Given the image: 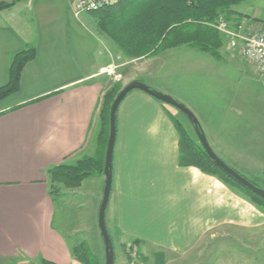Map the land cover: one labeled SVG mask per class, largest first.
<instances>
[{
	"label": "crops",
	"instance_id": "1",
	"mask_svg": "<svg viewBox=\"0 0 264 264\" xmlns=\"http://www.w3.org/2000/svg\"><path fill=\"white\" fill-rule=\"evenodd\" d=\"M75 1L0 0L13 4L0 11V87L9 80L14 56L35 49V58L23 67L18 91L0 101V264H81L54 227L47 170L72 165L91 153L100 156L102 150L105 155L98 108L104 90L100 71L109 65L105 53L111 43L87 13L75 15ZM260 1L233 6L231 28L246 32L264 24V12L256 8ZM200 53L195 71L205 73L202 83L176 89L177 95L169 87L166 92L204 120L200 125L218 158L264 189V120L242 115L252 104L244 96L227 100L221 87L228 81L214 70L222 58L230 68L237 56L218 52L215 59ZM148 60L132 62L141 61L144 70ZM147 68V73L152 70ZM171 120L174 115L162 103L140 91L130 92L119 105L105 216L111 241L123 250H136L142 264H167L172 258L192 264L199 245L202 252L215 255L212 261L195 263L216 264L221 238L235 242L243 236L239 242L248 251L252 238L263 245L264 211L217 177L182 166L180 139ZM104 180L103 172L94 176L100 192ZM120 260L128 264L129 257Z\"/></svg>",
	"mask_w": 264,
	"mask_h": 264
},
{
	"label": "trees",
	"instance_id": "2",
	"mask_svg": "<svg viewBox=\"0 0 264 264\" xmlns=\"http://www.w3.org/2000/svg\"><path fill=\"white\" fill-rule=\"evenodd\" d=\"M247 1L251 0H118L89 15L96 19L99 33L107 37L125 58L146 59L160 51L187 45L218 59L223 41L221 34L210 25L220 15L229 22L230 16L234 15L232 7ZM12 5L0 4V11ZM34 58V48H27L14 56L9 80L0 87V101L18 91L23 67ZM117 95L114 88L106 91L98 112L101 123L99 140L103 142L104 149L109 132V110ZM171 121L180 139L179 157L182 166H192L207 175L217 177L227 187L264 211L263 197L222 172L208 158L197 138L192 139L181 123ZM103 164V158L96 155L83 157L72 165L61 163L49 168V194L52 196L57 192L59 185L65 189L78 188L86 178L102 173ZM72 255L81 264H98L87 244L76 245L72 249ZM40 264L52 263L42 260Z\"/></svg>",
	"mask_w": 264,
	"mask_h": 264
},
{
	"label": "rangeland",
	"instance_id": "3",
	"mask_svg": "<svg viewBox=\"0 0 264 264\" xmlns=\"http://www.w3.org/2000/svg\"><path fill=\"white\" fill-rule=\"evenodd\" d=\"M256 8L259 9V11L264 12V0L260 1L258 7ZM86 16L92 22V24L94 22L97 26V21L93 16H90L89 14H86ZM260 19L264 20L261 17ZM221 37L223 44L218 51L221 56H237L236 61L233 63L232 66H230V68L224 66V63H228L224 61V59L226 60V58H222V61L219 64L215 63L214 70L218 71V74L221 76L222 79L224 78L228 81L226 87H221L222 89H224V92L222 94L226 95V98H228L227 100H231L232 97H234L235 99L239 96H244L245 100L252 105L250 106V108L246 107L244 110H241L243 111L242 115L247 117L249 120H264V84L261 82L260 79H258L255 72L251 71L252 67L250 65H247L246 62L242 61V56L240 55L239 48H231L228 37L223 34H221ZM108 41L113 44L109 39ZM111 44L110 46H107V52L105 53L104 51L105 55L108 57L107 62L109 63V65L105 68L109 66L116 67L115 75L110 76L106 73H101L100 75L104 80V90L101 95L98 110L100 109V104L106 91L112 90L114 88V90L119 93L126 85H128L130 82L135 81V79L137 78H140L144 81L141 82L142 84H145L148 87H151L167 96H169L167 94L168 92H166V89H168L167 87H169L171 91L173 90V93L176 94V89L188 90L189 87H191V85L195 83V81H197L198 83H202L201 80L203 79L205 73H203L202 71H197L196 73L195 71V62L197 60V57L202 54L200 53L201 51L198 49H193L190 48V46L184 45L174 50L160 51L152 57H149V60L146 61L145 64L146 67L144 68V70H142L144 65L140 64L141 61H132L145 59L125 58L120 52V50L115 45L114 49L113 45ZM148 66L149 68H152V70L149 71L150 73L145 72L148 70ZM194 74L197 75L195 79L193 76ZM149 75L152 76V78H150L151 80L147 78V76ZM117 76H119L120 78L117 79ZM150 85L154 86L152 87ZM258 104H260V108ZM163 105L174 115L175 120L173 121L181 123L186 129L189 136L192 139L196 140V136L193 132L192 127L190 126L188 121L182 116V114L169 105ZM191 112L196 113L195 110L194 112L191 110ZM194 116H196V114ZM198 121L199 123H201L204 120L201 119ZM102 149H104V145L102 146ZM100 156L102 158L104 157L103 150L100 152ZM90 157H94L92 156V153ZM93 171L95 172V170ZM93 180L94 176L86 178L76 189H65L60 185L57 186V192H54V194L52 195V199L54 202L53 224L54 227L62 235H64L70 247L74 248L80 243L87 244L91 253L96 257L98 264H104L103 245L97 225V216L99 206L102 200V191L100 192L99 185H95V182ZM49 192H51L50 188ZM220 233L224 232L220 231ZM243 238V236H237L235 242L229 240L222 241L223 239L221 238L220 242H215H219L218 245H220V251L216 255L218 259L215 263L220 264L219 262H221V264H243V260H250L252 264H264V244L257 246L255 245L256 239L252 238L251 245L253 248L252 251H248V249H246V247H244V245L239 242L242 241ZM112 242L115 254V264H119L121 262L120 257L122 256L123 258L124 256L129 257L128 264L144 263L141 256L139 255V253L136 252V250L132 249L131 247L126 250H123L120 247L118 248L113 238ZM201 247L202 245H199V248H197V250L193 252L192 257L190 258L192 260V264H197L195 263V261L198 259L200 261L196 262L200 263L204 261L209 262L213 260H210L215 255L213 254V251H211L210 253L202 252ZM211 247L209 248V250L213 249ZM224 247L226 248V250L223 249ZM254 248H258L260 249V251L254 250ZM228 259L229 263H227ZM123 263L124 260L122 261V264ZM186 263L187 262H184L180 258H172L167 264ZM187 264H189V262Z\"/></svg>",
	"mask_w": 264,
	"mask_h": 264
},
{
	"label": "water",
	"instance_id": "4",
	"mask_svg": "<svg viewBox=\"0 0 264 264\" xmlns=\"http://www.w3.org/2000/svg\"><path fill=\"white\" fill-rule=\"evenodd\" d=\"M132 91H140L152 97L153 99L159 101L162 104L169 105L179 111L185 119L188 121L190 126L193 129V132L208 158L227 176L234 179L243 187L247 188L254 194L261 196L264 198V189L259 188L258 186L252 184L243 176L235 172L229 166H227L218 156L212 151L209 144L207 143L205 134L202 130V127L194 116V114L183 104L173 99L170 96L164 95L157 90L148 87L145 84H142L139 81L130 82L126 85L116 96L114 101L111 104L109 110V132L106 143L105 155H104V164H103V175H104V184L102 190V200L98 210L97 216V225L100 234V238L103 245L104 252V264H115V254L113 243L111 241L110 235L108 233L105 216L106 210L109 202L111 187H112V163H113V152L117 134L116 128V114L121 102L125 99V97Z\"/></svg>",
	"mask_w": 264,
	"mask_h": 264
},
{
	"label": "built area",
	"instance_id": "5",
	"mask_svg": "<svg viewBox=\"0 0 264 264\" xmlns=\"http://www.w3.org/2000/svg\"><path fill=\"white\" fill-rule=\"evenodd\" d=\"M118 0H76L73 5L75 15L92 13L104 9ZM229 39L231 48H239L242 58L249 63L258 79L264 84V24H257L249 31L231 28L223 15L210 25ZM116 67L101 69V73L115 75ZM120 78L117 76V79Z\"/></svg>",
	"mask_w": 264,
	"mask_h": 264
}]
</instances>
